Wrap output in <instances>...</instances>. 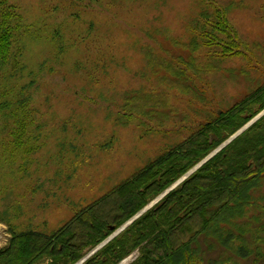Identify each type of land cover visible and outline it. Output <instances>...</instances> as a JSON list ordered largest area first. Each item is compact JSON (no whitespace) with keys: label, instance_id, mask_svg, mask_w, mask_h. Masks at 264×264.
<instances>
[{"label":"rangeland","instance_id":"374dc122","mask_svg":"<svg viewBox=\"0 0 264 264\" xmlns=\"http://www.w3.org/2000/svg\"><path fill=\"white\" fill-rule=\"evenodd\" d=\"M8 5L14 30L10 60L0 65V248L12 229L55 232L264 83V0ZM221 18L238 53L225 54L218 44L231 40L216 27ZM213 40L218 43L208 45ZM192 57L199 70H187L189 91L171 88L165 77L173 73L165 65L185 69ZM138 97L152 100L147 110L153 114L128 106L127 99ZM263 116L264 109L76 264H85Z\"/></svg>","mask_w":264,"mask_h":264},{"label":"trees","instance_id":"16d2710c","mask_svg":"<svg viewBox=\"0 0 264 264\" xmlns=\"http://www.w3.org/2000/svg\"><path fill=\"white\" fill-rule=\"evenodd\" d=\"M11 8L8 0H0L1 67L10 60ZM221 22L216 27L230 42L205 43H218L228 55L238 53L230 25L224 18ZM190 45L195 51L199 42L193 39ZM184 64L185 69L179 70L165 65L173 73V78L165 79L171 88L187 92V70L198 72L199 66L194 58ZM127 100L135 109L155 111L147 110L152 100ZM263 109L264 83L79 210L55 232L12 229L8 244L0 248V264H76ZM135 251L139 255L131 264H264V116L85 264H119Z\"/></svg>","mask_w":264,"mask_h":264},{"label":"bare ground","instance_id":"6f19581e","mask_svg":"<svg viewBox=\"0 0 264 264\" xmlns=\"http://www.w3.org/2000/svg\"><path fill=\"white\" fill-rule=\"evenodd\" d=\"M126 262H127V260H126ZM126 262H125V263H126Z\"/></svg>","mask_w":264,"mask_h":264}]
</instances>
